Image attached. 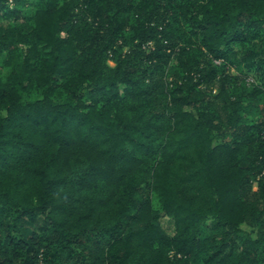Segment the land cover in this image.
<instances>
[{
    "label": "trees",
    "instance_id": "obj_1",
    "mask_svg": "<svg viewBox=\"0 0 264 264\" xmlns=\"http://www.w3.org/2000/svg\"><path fill=\"white\" fill-rule=\"evenodd\" d=\"M0 264H264V0H0Z\"/></svg>",
    "mask_w": 264,
    "mask_h": 264
},
{
    "label": "rangeland",
    "instance_id": "obj_2",
    "mask_svg": "<svg viewBox=\"0 0 264 264\" xmlns=\"http://www.w3.org/2000/svg\"><path fill=\"white\" fill-rule=\"evenodd\" d=\"M255 190H256V186H255ZM160 223H161L163 230L168 235H174L175 234V232H176L175 220L173 218H170V217L163 215L160 218Z\"/></svg>",
    "mask_w": 264,
    "mask_h": 264
}]
</instances>
